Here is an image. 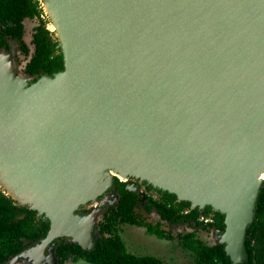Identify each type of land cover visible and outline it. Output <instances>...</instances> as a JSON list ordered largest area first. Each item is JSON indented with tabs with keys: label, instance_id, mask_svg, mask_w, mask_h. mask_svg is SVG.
<instances>
[{
	"label": "water",
	"instance_id": "obj_1",
	"mask_svg": "<svg viewBox=\"0 0 264 264\" xmlns=\"http://www.w3.org/2000/svg\"><path fill=\"white\" fill-rule=\"evenodd\" d=\"M58 2V20L75 57L70 96L60 82L65 62L55 35L62 69L51 75L29 82L0 61V189L44 215L49 230L40 242L49 241L59 226V234L74 237L70 242L86 250L77 242L83 227L74 215L94 199L104 174L118 180L107 171L93 175L97 164H107L162 188L190 209L221 214L229 239L224 251L241 263L245 229L264 180V0ZM198 22L213 32L216 58L204 75L210 93L199 90L196 75L188 84L178 79L181 87L174 80L188 46L171 31ZM206 111L215 131H206L200 147L194 141L175 150L172 140L186 131L187 116L194 113L199 122ZM120 182L141 193L128 178ZM43 198L52 216L34 206ZM67 225L75 230L69 233Z\"/></svg>",
	"mask_w": 264,
	"mask_h": 264
},
{
	"label": "trees",
	"instance_id": "obj_2",
	"mask_svg": "<svg viewBox=\"0 0 264 264\" xmlns=\"http://www.w3.org/2000/svg\"><path fill=\"white\" fill-rule=\"evenodd\" d=\"M39 0H0V47L6 46V37L20 42L22 21L25 18L36 19L33 27V53L25 66L28 75H51L62 69V57L56 48L51 33L45 29L47 19L39 7ZM45 19V20H44ZM20 48L27 49L22 42ZM118 199L115 206L108 208L97 225V237L92 248L82 249L73 242L57 238L54 255L58 264L64 261L83 260L90 264H161V261L149 255H134L126 251L119 235V225L128 224L143 227L149 234L158 238H169L162 224H182L198 226L196 208L187 210L188 203L176 201L175 196L160 192L157 199L145 197L148 201L145 210H154L158 221L145 222L137 215L140 196L125 188L114 179ZM186 211L185 213L183 211ZM206 214V212H205ZM206 226L224 231L223 216L215 213ZM49 224L46 219L36 217V212L18 205L0 189V264H6L11 258L23 253L28 246L46 237ZM180 246L189 251L195 264H235L224 251V244L206 245L194 237L192 232L178 236ZM244 260L239 264H264V180L260 186L254 208L252 222L244 234Z\"/></svg>",
	"mask_w": 264,
	"mask_h": 264
},
{
	"label": "rangeland",
	"instance_id": "obj_3",
	"mask_svg": "<svg viewBox=\"0 0 264 264\" xmlns=\"http://www.w3.org/2000/svg\"><path fill=\"white\" fill-rule=\"evenodd\" d=\"M43 7L44 18H47L48 25L51 22L49 20V16L45 11L44 3L45 0H39ZM44 4V5H43ZM49 18H48V17ZM36 21H25L24 23V35L23 40L25 43H29V38L31 34V28L35 24ZM47 25V26H48ZM190 25V24H189ZM188 25V26H189ZM51 26V25H50ZM184 27L175 28L171 31L172 34L181 36L184 43H187L188 52L181 56L183 62H180L178 69L177 78H174L176 84H178V79L184 80L185 84L189 83V79H191L190 75H196L195 82L199 88V90L206 91V93H210L213 89L212 84L209 80L204 78L205 72L210 70L213 66V62L215 57V46L212 43L213 32L210 29L207 31L205 27H202V23L198 22L193 27L189 28L183 24ZM51 29V27H50ZM162 37L164 34L162 32H158ZM55 33H52V37L55 40ZM206 42H208V47H206ZM10 49L8 51L0 50V61L5 64V67L16 77L26 78L27 81L34 80V77L28 78L22 74V68L24 63L27 61V57H25L18 50V44L14 41H9ZM170 51L174 60H171V63L174 65L177 56L174 52V45L172 43L169 44ZM32 48V47H30ZM59 50V49H58ZM31 51V49H30ZM30 53V52H29ZM180 58V57H179ZM39 78V77H38ZM36 80V79H35ZM178 87L179 86L178 84ZM183 88L192 92L191 85H185ZM197 96V93L195 94ZM194 101V98H191ZM174 99H170V106L176 107L174 103ZM199 110V109H196ZM208 114L209 112L206 111ZM194 113H190L187 116V125L186 131L180 130L179 134L176 136L174 140H172V146L175 150H182V147L190 142L201 141L202 138L205 137V133L208 129H211L210 132H214V119H212L211 114L204 115L201 113V119L199 122H196ZM172 121H177V114L172 112ZM204 128V129H203ZM203 129V131H200ZM210 133V135L212 134ZM171 142V141H170ZM169 142V143H170ZM199 145V143H198ZM197 147V146H196ZM200 147V145H199ZM217 150V149H212ZM95 161V160H94ZM93 163V162H92ZM91 161L90 164L92 165ZM128 182H135L138 185L139 190L141 191L140 198L141 200L138 203L137 215L140 219L145 222L153 223L158 221V218L154 212V210H145L143 206L145 205L144 197L150 196L152 198L158 197L159 193L163 191L162 188L153 185L146 180H143L141 177L136 175H129ZM103 184L102 186L97 188V191L94 194V199L90 201L89 199L79 205L80 209L75 212L74 219L81 222L83 229L80 230V236L77 238V242L82 245H87L86 248H90L93 245L94 239L97 236V225L101 221L103 214L108 210V208L115 206L118 193L117 188L114 185V181H111L110 178L104 174L101 178ZM121 180V179H120ZM118 181V180H117ZM125 181V180H123ZM120 182V181H118ZM127 189L129 186L125 185ZM176 197V196H175ZM177 201V198H176ZM93 206V207H91ZM198 215L201 214V217L204 221H209L212 216L215 214L209 207H203V209H198ZM187 210H190L188 205ZM206 212V214H205ZM39 217L45 218L43 214H38ZM166 233L170 235L169 238H157L153 235H149L143 227L132 226L128 224L119 225V235L125 246L127 252L132 253L134 255H149L153 256L161 261V264H195L193 255L184 250L179 242L177 235L187 234L192 232L194 237L201 240L206 245H213L216 243L227 244L229 239L227 234L224 231H219L214 229L213 227L206 226L204 223L194 227L188 225H178V226H170L167 224H162ZM57 226L54 230V234H52V238L46 242H40L34 247L26 249L20 255L11 258L6 264H57V258L54 256V241L57 238H63L65 241H73L74 237L64 236L59 234ZM69 233L73 232L75 229L71 226L65 227ZM229 248H232L231 246ZM64 264H90L83 260L71 261L70 259L65 260Z\"/></svg>",
	"mask_w": 264,
	"mask_h": 264
},
{
	"label": "bare ground",
	"instance_id": "obj_4",
	"mask_svg": "<svg viewBox=\"0 0 264 264\" xmlns=\"http://www.w3.org/2000/svg\"><path fill=\"white\" fill-rule=\"evenodd\" d=\"M44 8H45L46 13L51 19V30L55 33L57 40L60 43L61 50L64 56L65 70L64 72L60 73V77H61L60 82H61V85L63 86V90L65 94L67 96H70L67 87H68V80L70 79L73 68H74V64H75L74 58L75 57L72 56L71 54L70 40L68 39V36H67L68 35L67 30L64 29V27L62 26V24L59 23V20H58L57 11L59 9V2L58 0H48L46 4L44 5ZM0 167L4 168V164L1 160H0ZM105 171H107L111 176H115L118 180L121 179L120 181H123V180L127 181V177L124 171L119 170L115 167H111L107 164H100V163L97 164L94 167L93 175L101 176ZM143 177L151 182H156V183L161 182V180L158 178H150L148 176H143ZM258 179H260V177H258ZM161 185L169 190H174L173 185L170 184L169 182H163L161 183ZM8 192L13 195L11 190H8ZM34 206L38 208L39 211L45 212L49 216H52L50 204L48 203V200L46 198H43L42 200L38 201L37 203L34 204ZM72 210H73V207H70L69 212H71Z\"/></svg>",
	"mask_w": 264,
	"mask_h": 264
},
{
	"label": "flooded vegetation",
	"instance_id": "obj_5",
	"mask_svg": "<svg viewBox=\"0 0 264 264\" xmlns=\"http://www.w3.org/2000/svg\"><path fill=\"white\" fill-rule=\"evenodd\" d=\"M38 4H39V7L41 8V9H43V7L41 6V3H40V1L38 2ZM44 11V10H43ZM43 16H44V14H43ZM44 18V17H43ZM47 19V18H46ZM45 20V19H44ZM25 21H36V19H29V18H25V19H23V21H22V35H21V38H20V42H22L23 44H24V46L26 47V49H27V53H24L22 50H21V48H20V42L18 41V40H16V39H12V38H9V37H6V39H5V41H6V46H4V47H0V50H2V51H8L9 49H10V43H9V41H14V42H16L17 44H18V50H19V52L20 53H22L25 57H27V61L24 63V65H23V68H22V74L24 75V76H26L27 77V79L28 78H31V77H34V80L35 79H37L38 77H40V76H42L43 74H38V75H35V74H33V75H28L26 72H25V66H26V64L28 63V61H29V59H30V56L32 55V53H33V45H32V43H31V40H32V32H33V27H35L36 25H37V21L35 22V24L32 26V28H31V34H30V38H29V43H25L24 42V40H23V35H24V28H25V26H24V23H25ZM48 20H47V23L45 24V29H47L50 33H51V38H52V30L50 29V25H51V22H50V24L48 25ZM52 31V32H51ZM54 33V32H53ZM30 47H32V48H30ZM30 49H31V51H30ZM30 52V53H29ZM33 79L32 80H30V82H32V81H34ZM122 184H124L123 182H121ZM139 189V188H138ZM141 192V191H140ZM141 194V193H140ZM139 195V194H138ZM140 196V195H139ZM145 197H150V196H145ZM145 197H144V200H146L145 199ZM158 197H159V195H158ZM158 197H156L155 199H157ZM152 198V197H151ZM140 200H141V198H140ZM139 200V201H140ZM146 203L145 204H147L148 203V201L146 200L145 201ZM91 207H93V206H91ZM187 211V210H186ZM185 210L183 211L184 213L186 212ZM36 217L37 218H41V219H45V218H42V217H39L37 214H36ZM198 220H202L203 221V223L206 225V222H210L211 220L209 219V221L207 220V221H204L203 219H202V217H201V214L200 215H198ZM167 225H170V226H178V225H182V224H167ZM163 227V226H162ZM164 229V228H163ZM217 230V229H216ZM164 232H165V234L166 235H169L168 233H166V231H165V229H164ZM149 234V233H148ZM149 235H153V234H149ZM153 236H155V235H153ZM178 236H180V235H177L176 237L178 238ZM97 237V236H96ZM95 237V238H96ZM155 237H157V236H155ZM169 237H170V235H169ZM158 238V237H157ZM164 239V238H163ZM70 242V241H69ZM39 243V241L38 242H36V243H34V244H32L31 246H28L26 249H28V248H31V247H34L35 245H37ZM54 243H55V246L57 245V243L54 241ZM93 246V245H92ZM92 246L90 247V248H92ZM55 248V247H54ZM55 256V255H54ZM56 257V256H55ZM57 258V257H56ZM65 262V261H64ZM57 264H58V259H57Z\"/></svg>",
	"mask_w": 264,
	"mask_h": 264
}]
</instances>
